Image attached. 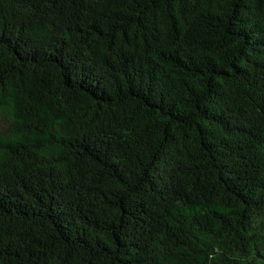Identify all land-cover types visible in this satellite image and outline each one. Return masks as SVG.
Returning <instances> with one entry per match:
<instances>
[{"label":"trees","instance_id":"16d2710c","mask_svg":"<svg viewBox=\"0 0 264 264\" xmlns=\"http://www.w3.org/2000/svg\"><path fill=\"white\" fill-rule=\"evenodd\" d=\"M0 264H264V0H0Z\"/></svg>","mask_w":264,"mask_h":264}]
</instances>
